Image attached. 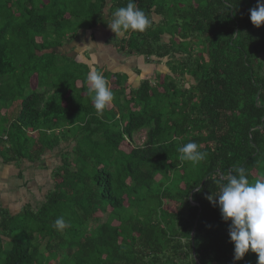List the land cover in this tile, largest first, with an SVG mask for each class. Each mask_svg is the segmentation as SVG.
<instances>
[{
  "label": "trees",
  "instance_id": "obj_1",
  "mask_svg": "<svg viewBox=\"0 0 264 264\" xmlns=\"http://www.w3.org/2000/svg\"><path fill=\"white\" fill-rule=\"evenodd\" d=\"M42 1L0 0V157L36 161L75 146L42 205L0 224V264H258L252 251L234 259L230 222L207 199L233 168L264 179V25L250 19L258 0H134L151 26L117 35L116 49L167 70L128 92L126 74L98 68L114 93L100 116L90 66L46 51L106 26L129 0H112L108 14L107 0ZM144 129L146 143L134 146ZM188 142L204 160L180 159Z\"/></svg>",
  "mask_w": 264,
  "mask_h": 264
},
{
  "label": "clouds",
  "instance_id": "obj_2",
  "mask_svg": "<svg viewBox=\"0 0 264 264\" xmlns=\"http://www.w3.org/2000/svg\"><path fill=\"white\" fill-rule=\"evenodd\" d=\"M253 25H264V0H258L256 7L250 9ZM110 29L116 36L123 37L129 31L144 32L151 26V20L143 10L137 8L134 0H129L125 7L113 13ZM88 92L98 116L114 99V93L102 72L91 68L86 76ZM182 161H190L194 165L205 159L206 153L199 150L196 142H188L179 148ZM219 193L209 195L207 199L218 206L222 219L229 224V236L234 243V259H242L249 251L258 254V264H264V179L250 183L246 170L236 167ZM58 230L67 227L63 216L55 220Z\"/></svg>",
  "mask_w": 264,
  "mask_h": 264
},
{
  "label": "crops",
  "instance_id": "obj_3",
  "mask_svg": "<svg viewBox=\"0 0 264 264\" xmlns=\"http://www.w3.org/2000/svg\"><path fill=\"white\" fill-rule=\"evenodd\" d=\"M49 0H43L42 3L39 4V8H46L48 5ZM64 5V4H63ZM68 6L70 4H67ZM11 7L15 8L14 13L16 16L20 17L23 14H25L26 11H20L18 7H14V4L10 5ZM112 7V0H107L106 5V13H109V10ZM1 8V6H0ZM34 5L31 3L29 5V9H33ZM25 10V9H24ZM66 22L74 21L76 20L72 17V13L69 11L66 14ZM109 18V17H107ZM111 23V21L109 22ZM108 24L105 25H98L97 27L93 28L92 30H87L85 28H79L78 29V37L75 40H92L93 44L98 43L97 50L99 49L98 56L100 58L101 56H110L109 53H117L120 58H123L124 53H120L117 51L116 47H114L113 44H111L110 37L107 39V33L111 34L110 32H107L105 29H107ZM109 28V27H108ZM104 35V36H102ZM116 36V35H115ZM166 39L167 37H170V35H165ZM103 37V38H102ZM37 40H43V38L38 37ZM48 40H53V35L48 37ZM110 41V45H109ZM86 42V41H85ZM70 43V42H67ZM65 43L62 47H56L55 49L47 50L46 52L50 51H56L58 53H61L63 55L68 56L64 53L63 48L67 45ZM92 52V51H91ZM97 53V52H96ZM43 54V53H41ZM92 54V53H91ZM91 54L87 56V58L92 59ZM97 55V54H95ZM134 56V55H133ZM72 58L71 56H68ZM95 58L94 64H89L86 61H81L76 58L75 59L79 63H85L90 66V68H101V69H107V71H111L114 73H120V74H126L128 76L127 85L129 87V91H131L132 88H137L141 85V81L144 78V74L142 73V70L139 68V59L142 58V56H134V60H132V63L136 62L137 65H134L136 68L133 70H125V69H119L114 70L110 67V62H107L108 65L101 66L98 61L99 58ZM163 69L160 71H164L165 67L162 66ZM137 69V70H136ZM159 72V71H158ZM134 74V77L131 76ZM38 81L36 78L33 79V86L37 84ZM36 86V85H35ZM7 138V137H5ZM66 143V142H65ZM64 143L62 142L61 146ZM58 151V148L55 150H46L44 154L41 155L39 160L36 161H30V159H21V160H11V161H5L3 158L0 157V224L3 223L7 219H11L14 217H18L22 215L25 210L28 207H31L33 210H37L40 206L39 204H42L46 198L49 192L53 189L55 185L54 180V174L55 169L53 167V164H49L54 158L50 157V154H54L55 151ZM51 158V159H50ZM61 162L63 160V156L60 158ZM61 166V165H58ZM37 175H40L42 178H46V181L41 185L39 183V180L37 178ZM49 177V180H48ZM47 187V186H53L50 187L47 192H43V188L41 187ZM42 199V202H41ZM40 202V203H39ZM37 205V207L35 206ZM5 240H10L8 237H4Z\"/></svg>",
  "mask_w": 264,
  "mask_h": 264
},
{
  "label": "rangeland",
  "instance_id": "obj_4",
  "mask_svg": "<svg viewBox=\"0 0 264 264\" xmlns=\"http://www.w3.org/2000/svg\"><path fill=\"white\" fill-rule=\"evenodd\" d=\"M109 16H110L109 21H111L113 18V14L112 15L109 14ZM160 19H161L160 17H156L157 22ZM108 27L105 30L107 32H110L111 29H110V27L109 28ZM115 35L116 34L111 30V34L107 33L106 36H107V39H109V37H110L111 44H113L116 47V44L118 43L117 42L118 39H117V36H115ZM102 36H104V35H102ZM164 37H166V36H164ZM121 38H126V35H124ZM167 39L169 41L170 37H167ZM110 41H109V45H110ZM97 46H98V43L93 44L92 40H80V39H78V40H72L70 43H67V45L63 48V51L68 56H71L72 58H76V59L84 61V62L86 61L87 63H89L91 65V64H94V62H96L95 58L98 56L99 49L97 50ZM119 48H122V46H119ZM90 54H91L92 59L87 58V56H89ZM95 54H97V55H95ZM194 54L196 55V54H198V52L196 51ZM109 55H110L109 57L108 56H101V55H100V58L97 57V58H99L98 63L104 67L105 63H106V65H108L107 62H110V67L112 69H114L115 71L119 70V69H125V70H132L133 69L134 70L136 68L134 65L138 64L137 62H136V64L132 63L133 62L132 60H134V56L129 55L127 53L124 54L123 58H120V56H118L117 53H109ZM178 57L180 58V56H178ZM58 60H61V59L59 58ZM150 60H151V62H149V60L148 61L146 60L147 66H145L146 63H145V65H143L144 63H143L142 58H141V59H139L140 63L138 66L142 70L144 77H150V78L155 80V77L157 76L158 71L163 69L162 66H164V65H162V64H164L163 63L164 60L163 61L154 60V59H150ZM95 64H97V62ZM166 70L167 69L165 68L164 71H166ZM131 76L134 77V74ZM188 81H189V78H188V80L181 79L180 85L186 84L189 87ZM35 85H34V87H35ZM0 89H1V79H0ZM0 131H1V128H0ZM146 141H147V130L144 129V130H141L140 132L136 133V135L134 137V146H143L146 143ZM63 143L64 144L62 146L60 145L58 147V151L56 150L54 154H50V157L54 158V159L49 164L52 163L53 167L55 166L54 167L55 170L59 167L58 165L62 164L60 158H61V156L64 155L63 152L64 151L66 152L67 150L68 151L72 150L73 147L75 146V142H66V143L63 142ZM37 178H38L39 183L41 185L46 181V178H42L40 175H37ZM48 180H49V177H48ZM49 182H50V180H49ZM50 187L52 188L53 186H47V187L44 186L41 188H43L42 189L43 192H45V191L47 192V190ZM41 202H42V199H41ZM41 205L42 204H39L38 206H41ZM35 206L37 207V205H35ZM20 235H22V234H20ZM23 235L20 237H23ZM11 245H12V243H6V248H10Z\"/></svg>",
  "mask_w": 264,
  "mask_h": 264
},
{
  "label": "water",
  "instance_id": "obj_5",
  "mask_svg": "<svg viewBox=\"0 0 264 264\" xmlns=\"http://www.w3.org/2000/svg\"><path fill=\"white\" fill-rule=\"evenodd\" d=\"M205 181H203V183H204ZM195 204H198V203H196V202H194ZM194 237H195V232H193L192 233V239H193V241H194ZM198 262V264H200V262L199 261H197Z\"/></svg>",
  "mask_w": 264,
  "mask_h": 264
}]
</instances>
